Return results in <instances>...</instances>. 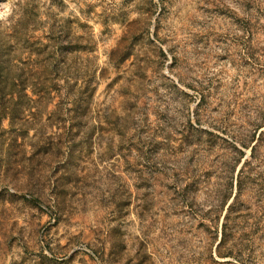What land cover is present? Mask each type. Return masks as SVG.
<instances>
[{"label": "rangeland", "instance_id": "rangeland-1", "mask_svg": "<svg viewBox=\"0 0 264 264\" xmlns=\"http://www.w3.org/2000/svg\"><path fill=\"white\" fill-rule=\"evenodd\" d=\"M26 3L49 7L57 31L67 18L90 27L107 79L94 85L88 113L72 98L83 90L6 82V28ZM259 24L264 0H0V264L224 261L202 216H210L219 171L207 179V168L193 166L189 175L195 148L183 139L210 129L206 114L196 125L200 85L211 109H235L230 131L264 102V71H252L248 58L249 45L264 47V29L250 33ZM132 27L142 31L133 56L118 71L108 67ZM134 56L147 67L143 79L129 73ZM230 133L218 132L229 141ZM252 167L264 174V151ZM253 222L251 249L264 264V216Z\"/></svg>", "mask_w": 264, "mask_h": 264}, {"label": "trees", "instance_id": "trees-1", "mask_svg": "<svg viewBox=\"0 0 264 264\" xmlns=\"http://www.w3.org/2000/svg\"><path fill=\"white\" fill-rule=\"evenodd\" d=\"M11 17L14 21L6 28L5 36L8 85L23 89L37 86L44 88L45 84H49L55 90L61 87L83 90V97L72 98L76 103L82 101L85 112L88 113L96 91L94 85H97L99 80L107 79V69L99 68L93 56L96 44L90 27L80 23L78 18H67L57 31L50 8L41 10L39 4L17 5ZM43 17L45 20H41ZM263 29V24L258 27L250 26V33L256 35ZM78 30L81 34H78ZM128 33H131V36L127 37L125 34L116 48L108 54V67L117 71L120 65L133 56L132 37L135 38L142 31L132 27ZM152 36L157 39L156 32ZM161 54L164 56L162 51ZM134 57L129 73L143 79L146 77L147 67L142 65L137 56ZM248 58L255 66L252 71H264V47L255 49L249 45ZM78 60L80 62H77ZM193 90L199 95L194 110L196 125H202L198 116L206 114L209 115L210 121L205 122L210 129L196 128L195 137L188 134L184 137L183 142L195 148L192 158H196L187 172L190 175L193 166L195 173L207 168L205 175L208 179L212 172L219 171V183L216 184L210 216L202 215L214 226L212 245L215 246V256L224 259L222 262L213 263L255 264L257 257L251 249L255 232L249 229V226L251 221L256 223L259 214L264 216V174L258 175L259 177L255 175V167L252 165L260 160L261 152L264 151V102L257 106L251 119L245 121L246 126L242 130L230 131L231 118L235 116V109L230 108V103L224 102L219 108L211 109L210 95L204 93L208 89L200 85L198 89ZM47 98L40 97L42 100ZM218 132L226 135L232 132L233 135L229 141L222 138ZM218 140L228 146L221 147ZM221 148L223 152L217 156ZM212 155L217 158L212 159ZM255 189L256 191H253ZM247 190L253 194L252 197L249 195V198L254 200L250 206L243 204L241 200Z\"/></svg>", "mask_w": 264, "mask_h": 264}]
</instances>
